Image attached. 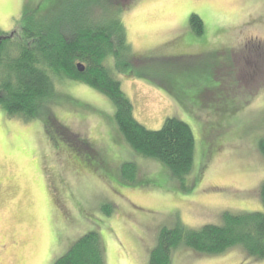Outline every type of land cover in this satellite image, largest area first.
<instances>
[{"label": "rangeland", "instance_id": "1", "mask_svg": "<svg viewBox=\"0 0 264 264\" xmlns=\"http://www.w3.org/2000/svg\"><path fill=\"white\" fill-rule=\"evenodd\" d=\"M52 1L0 0L1 35L19 38L23 11ZM128 2L121 18L130 54L114 76L144 127L158 130L168 117L190 126L192 171L181 185L127 144L107 96L59 77L42 116L24 121L0 109V264H53L89 231L102 239L105 264H148L163 226L197 229L221 224L225 211L263 208L264 0ZM191 14L202 20L200 36ZM124 163L134 165L132 177ZM172 264L264 259L239 246L216 255L181 247Z\"/></svg>", "mask_w": 264, "mask_h": 264}, {"label": "trees", "instance_id": "2", "mask_svg": "<svg viewBox=\"0 0 264 264\" xmlns=\"http://www.w3.org/2000/svg\"><path fill=\"white\" fill-rule=\"evenodd\" d=\"M119 1L82 0L80 6L78 1L65 6L66 2L53 0L23 11L19 38L4 37L0 31V109L24 121L36 119L49 108L55 79L68 77L87 84L111 100L116 125L127 144L138 154L160 161L184 185L195 153L190 126L168 117L158 130L144 127L135 119L133 104L114 76L113 68L118 66L121 56L130 54L121 18L130 2ZM109 4L116 10L109 9ZM95 8L101 11L97 16ZM189 22L193 32L200 36V17L191 14ZM77 64L84 66L83 71L78 70ZM51 119H44L45 124H50ZM258 148L264 157V137ZM121 173L132 177L134 165L124 163ZM258 196L261 210L225 211L221 224L209 223L195 229L176 222L161 227L149 252L148 264H172L174 250L181 247L197 254L216 255L239 246L250 259H264V180ZM53 264H105L100 235L96 231L83 234Z\"/></svg>", "mask_w": 264, "mask_h": 264}, {"label": "water", "instance_id": "3", "mask_svg": "<svg viewBox=\"0 0 264 264\" xmlns=\"http://www.w3.org/2000/svg\"><path fill=\"white\" fill-rule=\"evenodd\" d=\"M78 70L81 72L84 69V66L82 64H77Z\"/></svg>", "mask_w": 264, "mask_h": 264}]
</instances>
